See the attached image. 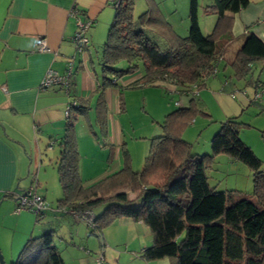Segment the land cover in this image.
<instances>
[{"label":"trees","instance_id":"1","mask_svg":"<svg viewBox=\"0 0 264 264\" xmlns=\"http://www.w3.org/2000/svg\"><path fill=\"white\" fill-rule=\"evenodd\" d=\"M250 4V0H214L207 13L212 11L218 16L217 26L214 33L205 35L199 24L200 2L191 0L188 36L174 34L172 44L161 45L153 24L161 23L169 31L171 26L162 23L159 9L150 8L136 18V0H114L115 17L102 46L104 82L96 107L102 129L107 127L104 91L118 87L119 79L125 75L135 74L138 62L143 64L144 74L129 87L170 82L186 94L206 85L204 79L214 74L231 42L234 15ZM255 61L264 62V41L252 32L229 65L239 78L249 79ZM124 62L127 69L120 67ZM121 96L124 111L123 93ZM88 105L86 100L70 104L71 114L60 142L58 173L62 195L57 208L62 213L76 218L88 212L92 216L88 228L97 237L122 219L143 223L153 237L152 245L140 253L145 262L169 259L171 264H264V166L240 139L239 121L231 118L221 124L211 142V155L193 154L191 144L182 137L197 111V103L191 99L190 105L165 117L162 134L153 139L141 170H133L126 150L122 170L87 186L79 172L75 122L86 117ZM219 155L249 167L253 174L252 196L218 191L209 184L208 168ZM10 264L65 261L55 245V233L50 231L29 239Z\"/></svg>","mask_w":264,"mask_h":264},{"label":"crops","instance_id":"2","mask_svg":"<svg viewBox=\"0 0 264 264\" xmlns=\"http://www.w3.org/2000/svg\"><path fill=\"white\" fill-rule=\"evenodd\" d=\"M113 1L0 0V251L7 264L17 259L26 241L50 231L55 233V245L65 264H96L98 258L94 257V250L97 245L87 248L76 242L78 232L71 222L77 224L78 219L62 213L56 207L45 213L47 220L40 223V219H37V215L32 211L17 213L16 209L20 195L33 186L35 179L39 181L35 174L31 178L27 163L29 159L37 161L35 152V155L41 156L43 143H52L50 146L58 147L57 164L59 163L60 142L68 122L66 111L71 103L79 105L80 101H88L90 111L86 115V121L80 117L77 121L87 122L88 133L96 137H107L115 145V140L109 136L111 123H114L112 113L123 112L121 95L123 93L125 102V94L121 83L126 81V85H131L143 74L138 77L137 73L125 75L119 79L118 87H109L104 91L107 127L103 130L96 119V107L104 78L101 81L89 71L90 63H93L92 50L97 47L102 65V46L116 12ZM251 8L249 5L247 9L234 15L230 44L240 40L242 44L252 32L264 41V6L255 9L254 13H250V17H244ZM161 14L163 15L162 12ZM87 23H91L85 33L89 40L88 49L87 52L79 53L74 38L80 32V24ZM41 41L45 42L49 51L42 53L36 50V45ZM239 47L235 45L233 53ZM226 53L227 51L224 59ZM51 70L62 76L70 70L69 86L43 88V81ZM164 84L175 86L170 82H159L155 86ZM95 98L93 120L91 109ZM176 109L178 108L174 111ZM82 139L77 138V147L82 145ZM123 151L126 150L122 147L119 156ZM108 164L112 166L105 170L106 173L96 174L98 171H93L95 174L88 180L81 178L85 185L95 184L120 171L124 158L120 156L116 162L112 155ZM101 166L104 169L103 163ZM39 184L41 185V178ZM36 192L38 194V191ZM41 197L46 200L45 195ZM55 221H63L64 225L68 223V241L66 234L63 235L65 238L57 234L61 224L56 226ZM91 236L102 239L100 248L107 237L114 236L120 243L122 240L126 243L128 241L132 244L133 250L130 252L133 254L134 264H171L169 259L145 262L141 258V251L150 247L153 242L151 231L143 223L122 219L105 229L100 237L92 234Z\"/></svg>","mask_w":264,"mask_h":264},{"label":"rangeland","instance_id":"3","mask_svg":"<svg viewBox=\"0 0 264 264\" xmlns=\"http://www.w3.org/2000/svg\"><path fill=\"white\" fill-rule=\"evenodd\" d=\"M250 1L252 8L248 9L244 17H250V13H254L255 9L264 6V0ZM199 2V24L202 32L205 35H210L214 33L218 22L216 14L212 11L207 13L209 9L207 7L214 4V0H199ZM190 5L191 0H136L134 14L137 18L149 11L150 8L159 9L163 13V17H160L163 18L162 23L163 21L169 23L171 31L167 26L165 28L157 22L153 24V30L161 45H169L174 42L172 38L174 34L180 38L188 36L191 24L189 18ZM108 29L105 35L106 39ZM240 41L229 45L226 50V58L219 61L216 66L217 71L204 79L206 85L200 88L194 87L191 93L180 92L176 85L172 87L164 84L134 88L129 87L126 85V81H123L121 84L125 94V109L121 113L118 111L112 113V122L114 123H111V136H109L115 140V145L107 137V139L104 136L96 137L88 133L86 128L88 123H84L88 116L80 117L84 122L77 121L75 124L77 125L76 140L83 138L82 145L77 147L81 178L84 181L88 180L92 174H95L93 171H98L96 174L106 173L112 166L108 164L112 155L116 162L120 156L124 158V151L119 156V150L122 147L124 150H128L129 161L133 170H141L144 167L153 139L162 134L161 124H163L165 117L175 108L190 105L191 99L196 101L197 111L191 122L183 129L182 137L191 144L193 154L211 155V142L219 132L221 124L235 118L241 123L240 139L253 150L264 166V62H252L249 79L239 78L229 62L235 54L233 53L236 49L235 45L240 46L242 42ZM92 51L93 63H90L89 73L102 81L103 68L99 61V47ZM137 65L136 76L138 77L144 74V67L141 62H138ZM120 67L127 69L129 66L124 62L120 64ZM261 93V98L256 96V94ZM95 102L96 98L93 100L94 105L91 109L93 120ZM106 140L107 143H105ZM50 144L52 143H43L40 150L41 156L35 155V152L33 154L37 161L35 162V159L30 161L29 159L27 163V170H30L31 178L34 174L39 181L41 178V185L39 181L34 180L33 186L39 185L38 194L46 196L45 203L48 205L46 213L57 207L58 198L62 195L57 164L59 149L53 147V144L50 146ZM102 163L105 166L104 169L101 166ZM207 175L209 184L218 191H233L247 196L253 194L252 171L245 164L229 156L219 155L215 157L210 163ZM34 217L36 218L35 214ZM46 220L45 217L40 218V223H44ZM55 224L56 226L61 224L57 234L60 236L66 234V241H68L70 239V235H67L68 223L64 225L63 221H55ZM72 224L75 226V231L78 232L77 244L87 248L97 245L96 250H94L96 254L94 257H102L104 264H134L132 261L134 257L130 252L133 250L132 244L128 241L126 243L122 240L120 243L114 236L107 237L103 240L100 248L102 239L91 236L90 229L84 222L79 220L77 224L71 222ZM63 238L65 237L63 236ZM66 241L64 242L66 243Z\"/></svg>","mask_w":264,"mask_h":264},{"label":"built area","instance_id":"4","mask_svg":"<svg viewBox=\"0 0 264 264\" xmlns=\"http://www.w3.org/2000/svg\"><path fill=\"white\" fill-rule=\"evenodd\" d=\"M90 27L91 23L80 24V32L74 38L79 53L87 52L86 50L88 49L89 40L85 36V33ZM36 50L42 53L49 51L45 42L42 41L36 45ZM216 71L217 68L214 70V73ZM70 73L71 72L69 70V73L62 76L55 71H49L43 81V88H48L52 86H63L64 88H67L69 86ZM256 96L261 98L262 93L256 94ZM70 112L71 106H69L66 111L67 117H69ZM35 181L37 180L35 179ZM36 191L37 185L36 187L32 186L30 189L26 190L22 195H20L16 209L17 213H20L22 211H32L40 218H44L45 213L48 210V205L45 203V199L38 195ZM76 218H79L80 221L84 222L87 226L91 225L92 216L88 212L80 213L79 215H76ZM103 261V258L100 257L97 259L96 264H104Z\"/></svg>","mask_w":264,"mask_h":264},{"label":"water","instance_id":"5","mask_svg":"<svg viewBox=\"0 0 264 264\" xmlns=\"http://www.w3.org/2000/svg\"><path fill=\"white\" fill-rule=\"evenodd\" d=\"M0 264H7V263L5 262V260H4V258H3V255H2V253H1V251H0Z\"/></svg>","mask_w":264,"mask_h":264}]
</instances>
